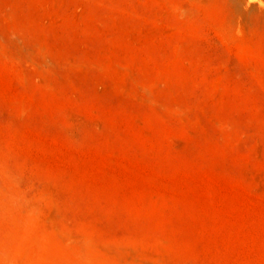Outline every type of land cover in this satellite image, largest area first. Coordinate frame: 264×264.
<instances>
[{
  "label": "rangeland",
  "instance_id": "1",
  "mask_svg": "<svg viewBox=\"0 0 264 264\" xmlns=\"http://www.w3.org/2000/svg\"><path fill=\"white\" fill-rule=\"evenodd\" d=\"M0 264H264V0H0Z\"/></svg>",
  "mask_w": 264,
  "mask_h": 264
}]
</instances>
